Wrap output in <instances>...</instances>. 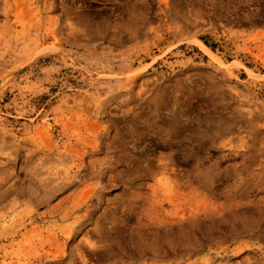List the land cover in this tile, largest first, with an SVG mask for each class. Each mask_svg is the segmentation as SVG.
Here are the masks:
<instances>
[{
  "label": "rangeland",
  "instance_id": "rangeland-1",
  "mask_svg": "<svg viewBox=\"0 0 264 264\" xmlns=\"http://www.w3.org/2000/svg\"><path fill=\"white\" fill-rule=\"evenodd\" d=\"M0 264H264V0H0Z\"/></svg>",
  "mask_w": 264,
  "mask_h": 264
},
{
  "label": "bare ground",
  "instance_id": "bare-ground-1",
  "mask_svg": "<svg viewBox=\"0 0 264 264\" xmlns=\"http://www.w3.org/2000/svg\"><path fill=\"white\" fill-rule=\"evenodd\" d=\"M203 48H205L204 46H203ZM206 49V48H205Z\"/></svg>",
  "mask_w": 264,
  "mask_h": 264
}]
</instances>
